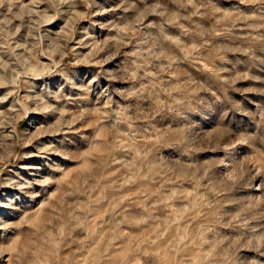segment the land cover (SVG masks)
Returning a JSON list of instances; mask_svg holds the SVG:
<instances>
[{
	"label": "rangeland",
	"instance_id": "1",
	"mask_svg": "<svg viewBox=\"0 0 264 264\" xmlns=\"http://www.w3.org/2000/svg\"><path fill=\"white\" fill-rule=\"evenodd\" d=\"M0 264H264V0H0Z\"/></svg>",
	"mask_w": 264,
	"mask_h": 264
},
{
	"label": "bare ground",
	"instance_id": "2",
	"mask_svg": "<svg viewBox=\"0 0 264 264\" xmlns=\"http://www.w3.org/2000/svg\"><path fill=\"white\" fill-rule=\"evenodd\" d=\"M31 97V96H30ZM33 99V98H32ZM34 100V99H33ZM34 104H37L36 102L34 103ZM44 107H46L45 109H47V110H49L48 112H50V114L48 115V117H50L51 115L53 116V115H56L57 114V111H55L53 108L54 107H52V105H49V104H47V105H45ZM36 112V111H35ZM34 115H36V114H34ZM58 115H59V113H58ZM48 117H45V116H42L41 117V119H40V125L41 124H44V123H46V121L45 120H47V119H45V118H48ZM36 118V117H35ZM42 127V126H41ZM54 141V140H53ZM52 141V142H53ZM51 142V143H52ZM46 153V152H45ZM33 168V167H32Z\"/></svg>",
	"mask_w": 264,
	"mask_h": 264
}]
</instances>
